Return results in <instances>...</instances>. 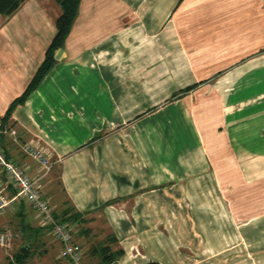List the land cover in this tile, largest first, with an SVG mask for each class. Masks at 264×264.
I'll use <instances>...</instances> for the list:
<instances>
[{"label":"crops","instance_id":"0c3cea01","mask_svg":"<svg viewBox=\"0 0 264 264\" xmlns=\"http://www.w3.org/2000/svg\"><path fill=\"white\" fill-rule=\"evenodd\" d=\"M59 14L54 0L0 14V117L42 62ZM257 45L264 0H80L60 58L12 111L19 144L5 131L9 156L50 205L69 200L100 240L115 236L123 254L112 264H192L196 252L225 264L226 237L264 217L234 207L256 210L264 182ZM29 141L46 151V174L21 151ZM4 226L15 237L0 264L24 239L39 254L26 264H70L22 199L0 211ZM82 249L83 264H96Z\"/></svg>","mask_w":264,"mask_h":264},{"label":"trees","instance_id":"16d2710c","mask_svg":"<svg viewBox=\"0 0 264 264\" xmlns=\"http://www.w3.org/2000/svg\"><path fill=\"white\" fill-rule=\"evenodd\" d=\"M24 0H0V14L4 16L11 15ZM60 8V14L55 20V34L47 46L44 58L37 67L29 83L26 85L24 91L15 98L6 112L0 117V148L5 155L10 158L7 149L8 139L5 131L10 130V117L13 109L22 104L25 99L37 88L41 80L50 71L55 63V51L64 45V41L68 36L72 23L76 17L80 0H54ZM196 84H194L195 86ZM175 96V95H174ZM13 190V189H12ZM15 190H13V194ZM66 204L63 208L54 209L53 216L56 221L66 222L74 233L73 225H77L78 230L73 238L75 241L83 242L82 246L86 247L85 254L96 259V264H112L122 254L123 250L118 246V242L113 234H107L104 239L100 240V236L95 227L89 225L90 219L71 204L69 200L64 202ZM44 228V227H41ZM46 229V228H45ZM82 244V243H81ZM81 246V247H82ZM30 249L21 253L19 250L13 253L12 257L8 258L7 264H26L29 258ZM147 264H157L156 262H149Z\"/></svg>","mask_w":264,"mask_h":264},{"label":"built area","instance_id":"2783aa9c","mask_svg":"<svg viewBox=\"0 0 264 264\" xmlns=\"http://www.w3.org/2000/svg\"><path fill=\"white\" fill-rule=\"evenodd\" d=\"M9 135L14 142H18L16 131L10 129ZM25 156L36 162L43 173H47L52 163L46 151L34 141L20 144ZM15 190L9 197L5 189ZM27 202L39 218V225L46 228L53 238L60 244L59 256L67 258L70 264H83V249L73 238L71 227L63 221H56L53 216V207L40 191L37 178H31L26 168L16 164L7 157L0 148V211L11 205L16 199ZM14 232L7 226L0 230V250H7L12 245Z\"/></svg>","mask_w":264,"mask_h":264},{"label":"rangeland","instance_id":"374dc122","mask_svg":"<svg viewBox=\"0 0 264 264\" xmlns=\"http://www.w3.org/2000/svg\"><path fill=\"white\" fill-rule=\"evenodd\" d=\"M263 47L264 45H257V46H252L251 48H254L255 49L254 52L256 53L258 52L257 54H262L263 52H260V51H261V48ZM242 56H243V53H242ZM255 189H256L257 194L255 193L253 194L257 195V199H258V205H257L256 210L254 206L253 207L244 206L246 207L244 211L242 210L243 206H238V205L234 206L238 210L241 209L240 211L244 213V215H248L249 213H251L249 210L256 211V212L264 211V182L257 184ZM248 191L249 190H247V188L245 190H242V192H246V193H248ZM260 200L262 203L260 202ZM54 205H51V206L54 207ZM56 208L57 207H54V209ZM263 218L256 220V223L248 224V222H241L242 223L241 224V232H242L241 236H238L234 240L226 237V242H225L226 248H224V250L222 251L223 253L219 255V257L222 256V254L224 255L225 264H255V263L263 264L264 262V219ZM175 225L176 223L174 224L173 229H176L177 231H179V229L175 227ZM7 227L11 229L12 226L11 227L7 226ZM24 240L21 244H17V245L15 244L16 246L14 245V249H13L14 253L17 252L20 247H23ZM196 248L199 249L198 245H196ZM29 249H30L29 255L33 256V258L38 259L39 254L37 255V244L34 242L32 244V247L30 246ZM250 249H253V250L256 249L257 252L256 253L251 252ZM10 252H12V250ZM193 254H196V255L195 256L193 255L194 262L192 264H207L206 262L210 261L211 258L217 257L216 254L211 255L210 252H203V253L196 252ZM55 262H58V260L55 259ZM2 264H5V263L3 262Z\"/></svg>","mask_w":264,"mask_h":264},{"label":"water","instance_id":"95a60500","mask_svg":"<svg viewBox=\"0 0 264 264\" xmlns=\"http://www.w3.org/2000/svg\"><path fill=\"white\" fill-rule=\"evenodd\" d=\"M62 52H63V47L59 48V49L56 51V53L54 54V58H55V59H59L60 56H61V54H62ZM28 249H29V246H23V247H20V248H19V251H20L21 253H25V252L28 251Z\"/></svg>","mask_w":264,"mask_h":264}]
</instances>
